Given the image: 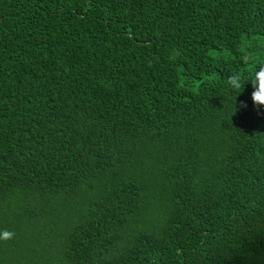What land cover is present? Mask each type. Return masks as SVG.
<instances>
[{
  "label": "trees",
  "instance_id": "obj_1",
  "mask_svg": "<svg viewBox=\"0 0 264 264\" xmlns=\"http://www.w3.org/2000/svg\"><path fill=\"white\" fill-rule=\"evenodd\" d=\"M260 66L264 0H0V264H264Z\"/></svg>",
  "mask_w": 264,
  "mask_h": 264
},
{
  "label": "clouds",
  "instance_id": "obj_2",
  "mask_svg": "<svg viewBox=\"0 0 264 264\" xmlns=\"http://www.w3.org/2000/svg\"><path fill=\"white\" fill-rule=\"evenodd\" d=\"M228 84L234 91L237 92H239L240 89H244L247 84H251L253 88L251 99L254 108L258 112L259 110L264 109V66H260L258 70H256L252 74L251 79L247 84L244 81V77H242L241 74L238 72L233 73L232 75L229 76ZM240 107L246 108L247 104L241 102ZM14 238H15V233L12 231L3 230L2 232H0V241L7 242Z\"/></svg>",
  "mask_w": 264,
  "mask_h": 264
}]
</instances>
